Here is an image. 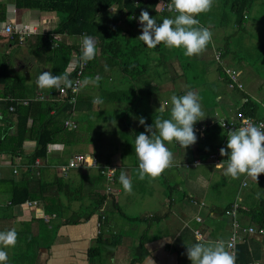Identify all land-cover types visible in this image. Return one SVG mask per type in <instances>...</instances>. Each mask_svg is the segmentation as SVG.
Masks as SVG:
<instances>
[{
  "label": "crops",
  "instance_id": "obj_1",
  "mask_svg": "<svg viewBox=\"0 0 264 264\" xmlns=\"http://www.w3.org/2000/svg\"><path fill=\"white\" fill-rule=\"evenodd\" d=\"M6 1V20L0 24H35L38 34L51 39V44L53 37L61 41L53 33L60 22L56 14L16 8L13 14V3ZM252 1L241 27L228 24L227 10L218 6L197 16L200 26L210 28L213 38L201 54L191 57L183 48H168L163 43L148 48L138 39L141 30L137 19L132 32L128 28L119 31L121 14L117 6L97 16L96 21L115 27L114 32L120 36H110L123 40L120 49L125 53L135 51L139 64L126 66L123 71L111 59L98 72L93 65L86 69L77 99L62 118V124L65 120L76 124L75 129L63 125L74 136L67 139L57 135L58 142L47 146L46 157L35 159L41 167L35 161L30 163L37 147L33 139L23 143L22 156L0 154V231L15 228L18 234L16 246L3 249L8 252V264H152V260L154 264H191L186 243L199 238L205 244L218 240L228 244L233 234L236 242L229 250L235 255V264H264V175L257 181L246 174L233 179L224 175L223 167H216L227 159L219 151L226 147L228 133L221 122L243 116L241 108L247 100L255 118L264 121V113L258 108H264L260 51L264 0ZM251 11L260 14L262 22H256ZM175 15L157 12L154 17L160 22ZM83 37H76L74 43L67 37L66 42L81 48ZM128 38L130 42L126 43ZM25 45L27 50L17 51L11 61L25 75L33 73L27 82L35 87L34 98L36 93L48 90L40 89L36 79L41 72L50 71V66L39 63ZM20 46L0 40V54L12 55ZM226 67L239 73L242 90L228 89L223 73ZM207 89L211 95L206 97ZM188 90L199 94L206 116L194 125L197 142L186 149L176 141L167 143L174 154L173 166L158 177L140 180L135 139L138 130L144 132V126L139 118H145L147 125L157 116L170 118V97ZM160 104L166 107L163 113L156 112ZM106 124L109 127L104 129ZM14 131V127L9 129V134ZM102 139L106 143L101 144ZM115 145L119 148L110 152ZM79 153L95 157L100 165L114 167L113 183L90 167L63 172L61 168ZM195 161L200 163L194 165ZM121 170L132 180L130 193L119 181ZM14 190L43 194L51 199L48 205L55 213L46 214L39 199L13 204ZM27 201H36L40 211L28 207ZM233 204L238 206L235 215H227ZM250 228L254 231L249 232ZM105 246L109 249L102 248Z\"/></svg>",
  "mask_w": 264,
  "mask_h": 264
},
{
  "label": "trees",
  "instance_id": "obj_2",
  "mask_svg": "<svg viewBox=\"0 0 264 264\" xmlns=\"http://www.w3.org/2000/svg\"><path fill=\"white\" fill-rule=\"evenodd\" d=\"M158 1L147 0L135 4V0H10L16 9H37L51 12L59 17L60 22L53 31L54 34L61 37V41L57 43L56 47H52L51 39L41 34H36L26 44L28 53L39 63L49 65L53 74L67 73L69 78L73 76L68 69L70 61L74 56L79 60L81 52L80 46L66 42L67 37L88 35L95 39L96 56L87 62V68L93 65L95 72H98L111 59L116 60L123 71L126 66L131 67L133 64H139L138 59L135 58V51H133L134 53H125L124 48L120 49L123 40L110 36L118 35L114 32L115 27L100 23L96 21V18L117 6L121 14L118 30L124 31L128 28L132 32L141 9L147 10L153 17L156 16ZM7 3L6 0H0V21L6 20ZM223 4L227 10L226 17H229L228 24L241 27L246 22V14L251 10L253 1L225 0ZM127 42H130L129 38L126 39ZM12 43L20 45L17 42V37ZM261 58L264 68V52H261ZM34 90L35 87L27 82L25 75L15 70L11 55L0 54V154L22 156L23 143L33 139L36 141L37 147L30 155V163H33L37 158L44 159L46 157L47 146L58 142L57 135H62L67 139L74 136V133L64 129L62 124L63 115L71 109V104L52 100L35 101L32 99ZM28 98L31 101L27 105H22L19 102V100ZM247 101L243 104L241 113L243 116L255 117L253 109L248 108ZM11 105L15 106V111L12 113L8 111ZM51 111L54 113L51 114ZM29 120H31L30 125L28 124ZM13 127L14 133L9 134V129ZM12 194L13 204L29 199H39L46 214L55 213L53 207L48 205L51 199L48 197L46 199L43 194L40 196L29 195L26 190H14Z\"/></svg>",
  "mask_w": 264,
  "mask_h": 264
},
{
  "label": "clouds",
  "instance_id": "obj_3",
  "mask_svg": "<svg viewBox=\"0 0 264 264\" xmlns=\"http://www.w3.org/2000/svg\"><path fill=\"white\" fill-rule=\"evenodd\" d=\"M213 4L214 0H171L167 8L176 15L163 18L160 22L147 10L141 9L138 20L142 31L138 39L148 48H156L163 43L168 48H183L186 56L199 55L212 41L213 33L210 28L200 26V21L196 17L209 12ZM96 52L95 39L85 35L79 60L87 63L95 58ZM73 83L69 74L55 75L51 71L41 72L36 79L40 89L56 88L64 91L73 87ZM170 102V118L157 116L151 125L146 124L145 118H139L140 125L144 126V132L139 133L135 139L140 180H144L146 176L158 177L173 166L174 154L167 147V143L176 141L186 149L197 142L194 125L206 118L199 94L192 90L180 96L173 94ZM165 111V105L161 104L156 109L159 113ZM219 151L220 155L226 156L227 159L218 163L216 167H223L225 176L236 179L246 174L257 181L259 175L264 173V123L257 125L245 120L243 126L230 129L227 133L226 147H221ZM119 181L126 192L132 191V180L123 170L120 171ZM259 196L260 193H257L258 198ZM17 240L15 228L0 231V245L3 246L0 248V264H8L9 255L3 249L15 247ZM230 248L231 245L223 240L205 244L197 238L194 243H186V255L191 264H235V255Z\"/></svg>",
  "mask_w": 264,
  "mask_h": 264
},
{
  "label": "built area",
  "instance_id": "obj_4",
  "mask_svg": "<svg viewBox=\"0 0 264 264\" xmlns=\"http://www.w3.org/2000/svg\"><path fill=\"white\" fill-rule=\"evenodd\" d=\"M147 0H135V4H138L139 2H143ZM171 3V1H166V0H159L156 4V10L159 13H167L168 8L167 5ZM11 12L14 14L16 12L15 7L11 8ZM174 13V12H171ZM137 24L140 26V30L142 31V26L139 23V20H136ZM39 33L38 26L35 24L31 23H20L18 24H13L12 22H4L0 24V40L6 41V42H14L16 37H17V42L20 45H24L27 40H30V38L36 34ZM58 36L53 37L52 40V47H56V43L58 42ZM81 52V48H80ZM221 58L220 53L217 52L216 54V59L219 60ZM87 68V63L81 62L80 60L77 59L76 56H74L69 65V72L73 74L70 79L74 82L73 87L71 88H66L64 91H60L58 89H49L46 92H38L36 93L35 97L33 100L35 101H48L52 100L55 102H68L70 104L75 103L77 96L80 92V88L82 85V80L84 76V72ZM223 73L225 75L227 87L229 90H242L243 89V84L239 80V73L236 72L235 70L226 67L223 70ZM63 87V85H62ZM31 99H22L19 100V102L22 105H27ZM9 112H14L15 111V106L11 105L8 108ZM245 120H250L254 124L259 125L260 123H264L262 119L255 118V117H247V116H240L238 119L232 122H221L222 128L225 130L229 131L230 129H236L241 126H243V123ZM63 125L65 128L69 129H75L76 124L71 121V120H65L63 122ZM199 161H195L194 165L199 164ZM36 166L41 167V163L39 160L35 161ZM79 167H90L93 169H96L100 175L104 176L106 178V181L109 184L113 183L114 176H115V171L116 169L114 167L110 166H103L100 165L98 160L88 154H75L67 163L66 166L62 167L61 170L63 172L68 171L69 169L73 168H79ZM264 175V173L260 174ZM107 186V192H110V186ZM26 205L30 208H35L37 211L39 210V204L36 201H27ZM238 208L237 204H233L230 210L226 211L227 215H232L234 216L236 213V209ZM40 213V212H39ZM237 223L234 221L233 226H236ZM254 229L250 228L249 232H253ZM198 235V233H196ZM236 242V235L233 234L231 238L229 239L228 244L231 245V248L234 247ZM230 248V249H231Z\"/></svg>",
  "mask_w": 264,
  "mask_h": 264
},
{
  "label": "rangeland",
  "instance_id": "obj_5",
  "mask_svg": "<svg viewBox=\"0 0 264 264\" xmlns=\"http://www.w3.org/2000/svg\"><path fill=\"white\" fill-rule=\"evenodd\" d=\"M9 1V0H8ZM225 1L224 0H214V4H213V7L212 8H215L216 6H218L219 8H221V9H223L224 8V5H223V3H224ZM257 3V2H256ZM256 3H255V5H256ZM255 6H253V8H254ZM20 11H18V14H20L19 13ZM257 12V11H256ZM251 13V17H253V18H257L255 21L256 22H262L261 21V19H262V16L260 15V14H252V11L250 12ZM253 15V16H252ZM231 27V26H230ZM263 26L262 25H260V35L262 36H264V28H262ZM118 36H120L119 34H118ZM68 38H70V40L72 41V43H74V42H76V41H78L77 39H75L76 37H68ZM234 39L231 37V42H233L234 43ZM264 39H263V42H262V44H260L261 45V52H264V48H262V46H264ZM26 45L24 44V45H22V46H20L19 48H16L15 50H13V52H12V55H11V59H12V57L15 55V53L17 52V51H20V52H22V51H25V50H27V48L25 47ZM160 53L162 54L163 53V51L162 50H160ZM258 66H261V64H259ZM15 70L16 71H18V72H20V73H23L24 74V72L21 70V68L19 67V66H17V64H16V66H15ZM258 72H260V71H258ZM25 75V74H24ZM263 75V74H262ZM26 76V79H27V81L30 83V80L31 79H29L30 77H32L33 76V73H31V76H28V75H25ZM244 76L245 77H247L246 76V74L244 73ZM263 90H264V88H263ZM204 95L207 97V96H209V95H211V91L209 90V89H207L206 91H205V93H204ZM262 105H259L258 106V108H259V110L261 111L260 113H264V108H262L261 107ZM108 107H111V108H114V104H109L108 105ZM115 109H117V108H115ZM73 118H79V117H76V116H74ZM109 127V125H105V127H104V129L105 128H108ZM111 127V126H110ZM112 127H116V126H112ZM138 134L139 133H141V131L140 130H138V132H137ZM108 139V138H107ZM101 142V144L103 143V142H105L106 143V141L104 140V139H102V141H100ZM119 148V146H113V147H110V152H113L115 149H118ZM115 153V152H114ZM112 191V190H111ZM110 191V192H111ZM109 192V193H110Z\"/></svg>",
  "mask_w": 264,
  "mask_h": 264
},
{
  "label": "water",
  "instance_id": "obj_6",
  "mask_svg": "<svg viewBox=\"0 0 264 264\" xmlns=\"http://www.w3.org/2000/svg\"><path fill=\"white\" fill-rule=\"evenodd\" d=\"M102 248H104V249H109V247H108V246H105V247H102ZM110 249H113V248H110Z\"/></svg>",
  "mask_w": 264,
  "mask_h": 264
}]
</instances>
